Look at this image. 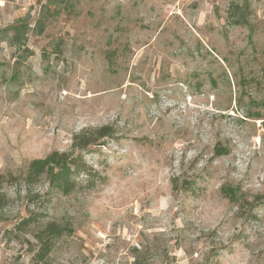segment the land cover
I'll list each match as a JSON object with an SVG mask.
<instances>
[{"label": "rangeland", "instance_id": "374dc122", "mask_svg": "<svg viewBox=\"0 0 264 264\" xmlns=\"http://www.w3.org/2000/svg\"><path fill=\"white\" fill-rule=\"evenodd\" d=\"M49 222L40 264H264V0H0V264Z\"/></svg>", "mask_w": 264, "mask_h": 264}, {"label": "trees", "instance_id": "16d2710c", "mask_svg": "<svg viewBox=\"0 0 264 264\" xmlns=\"http://www.w3.org/2000/svg\"><path fill=\"white\" fill-rule=\"evenodd\" d=\"M111 129L108 127L96 130L98 139H104L111 135ZM85 137L77 138L73 148L74 151H79V156H74V153L59 154L52 153L45 159L34 160L28 167L26 182L34 184L38 179L46 176L51 188L63 193L64 195L71 194L77 188V179L82 174H91L85 168L83 163L82 151L86 149ZM226 152H219V156L225 155ZM223 193L231 200L236 201L238 190L234 188H223ZM33 223L31 218L24 220L20 224V231L29 227ZM73 232L71 224H58L57 222H49L37 234L36 238L40 242V249L36 252L34 258L37 264L45 263L49 255L54 251L58 240Z\"/></svg>", "mask_w": 264, "mask_h": 264}]
</instances>
